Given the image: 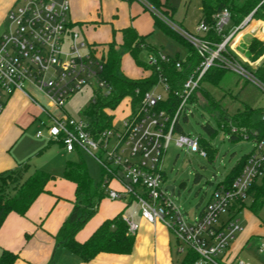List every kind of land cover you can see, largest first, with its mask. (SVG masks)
Instances as JSON below:
<instances>
[{
  "label": "built area",
  "instance_id": "obj_1",
  "mask_svg": "<svg viewBox=\"0 0 264 264\" xmlns=\"http://www.w3.org/2000/svg\"><path fill=\"white\" fill-rule=\"evenodd\" d=\"M140 1L147 3L164 22H169L170 19L147 0ZM69 11L68 0H19L10 9L9 27L0 32V111L16 91L25 92L48 115V121H41L47 137L60 142L67 152L91 153L104 168L107 195L112 199H129L130 203L140 205L145 219L152 223L163 222L176 237V252L184 254L185 258L197 256L189 264H200V261L252 264L241 257L229 259L226 255L233 240L243 230L238 208L243 207L252 186L264 176V137L256 140V147L247 157L242 171L231 183H218L208 203L193 219L175 204L164 187L163 167L164 152L174 137L177 146L207 156L200 138L177 131L176 126L211 67L235 70L260 85L249 70L227 55L229 48L243 61L253 64L241 56L243 52L236 42V38L252 24V14L233 26L229 34L223 35L231 23V11L225 7L215 13L213 29L225 36L221 42L206 36L212 26L202 19L197 29L204 32L202 37L166 22L194 45L201 58L181 88L174 90V96L179 99L176 109L169 112L165 106L169 96L173 95L165 66L175 63L178 69H182V62H174L173 56L160 50L149 51L147 69L156 70L157 84L144 92L136 89L139 97L136 103L133 104V96L126 97L128 110L118 120L114 118L109 128L99 130L93 128L90 116L88 120H77L69 115L63 118L54 115V111L65 110L68 99L86 86L94 91L91 104L97 103L100 96L109 97L113 92L112 84L104 76L102 55L92 48L79 30L73 28ZM252 30L255 31L256 27ZM32 86L45 94L48 107L35 98ZM159 86L165 94L158 89ZM261 119L264 120V113ZM230 131L246 137L250 134L248 128L233 123ZM36 136L44 137L45 132L38 130ZM112 180H118L122 189L110 187ZM123 218L128 230L135 234L138 223L131 216L123 215ZM259 249L264 253V239Z\"/></svg>",
  "mask_w": 264,
  "mask_h": 264
},
{
  "label": "crops",
  "instance_id": "obj_2",
  "mask_svg": "<svg viewBox=\"0 0 264 264\" xmlns=\"http://www.w3.org/2000/svg\"><path fill=\"white\" fill-rule=\"evenodd\" d=\"M18 1L0 0V25ZM68 1L70 23L74 29L81 32L90 45L108 46L109 43L115 42L118 48L123 42V30L132 28L136 34L143 36L150 46L157 49L148 39L152 25L156 24V14L147 3L140 0ZM161 1L172 8V17L185 23V19L178 14L177 8L170 3V0ZM254 21L258 24L256 26L258 30L259 23L264 20ZM255 31L251 29L242 34L238 42L240 49L241 46L247 47L250 43L252 38L246 40L247 35L257 36ZM117 33L121 35L119 41L115 38ZM240 54L244 59H248L245 53ZM149 73L150 71L144 67L140 75H125L141 78ZM31 90L44 98L46 104H40L48 107L49 100L45 94L34 86ZM35 108L43 111L41 106L32 101L25 92L18 90L11 96L4 110L0 111V174L17 169L25 163H29L31 172L36 168L46 169L47 163L44 162L41 153L55 144L38 148L27 145L23 140L27 122L30 120L34 122L31 110ZM58 143L62 146L60 142ZM65 167L66 164L62 167L58 178L52 173L55 178L49 181L46 191L36 198L25 214L12 211L7 215L0 227V256L2 251L7 249L18 254L14 264H67L63 258L65 251L69 249L58 242L56 236L73 210L76 201V183L64 177ZM110 187L122 189V184L118 180H112ZM253 198L252 193L249 200L252 202ZM249 205L246 201V206L239 209L237 215L243 224V230L233 240L226 258L232 259L237 256L243 258V251L254 240L255 251L259 254V264H264V253L259 249L264 239V219L258 215L260 209L255 212ZM244 210L245 217L242 219L241 214ZM119 214L131 216L138 223L133 250L130 253L100 252L88 263L83 262L77 255L79 259L71 264H182L176 259L178 253L174 234L163 222L152 223L145 219L140 205L135 202L130 203L129 199H112L106 194L100 201L96 213L76 233V239L81 242L86 241L105 220L113 219ZM245 260L254 264L250 259ZM200 264L211 263L200 261Z\"/></svg>",
  "mask_w": 264,
  "mask_h": 264
},
{
  "label": "trees",
  "instance_id": "obj_3",
  "mask_svg": "<svg viewBox=\"0 0 264 264\" xmlns=\"http://www.w3.org/2000/svg\"><path fill=\"white\" fill-rule=\"evenodd\" d=\"M147 1L164 16L168 18L172 17V8L168 7L167 3H162L161 0ZM202 6V20L212 26L206 36L217 42H221L225 37L223 35L229 34L233 26L239 25L250 14H252V19L264 20V0H202ZM225 7L229 8L231 11V23L226 27L224 34L219 35L213 29L215 24L213 16ZM156 21L165 31L181 38L188 45L190 50L189 56L186 59L174 57V62L176 60L182 62V69H178L175 63L165 66V74L169 78L173 94L169 96L168 103L165 106L169 112H173L179 102L178 97L174 96V90L181 88L187 75L194 66L199 63L201 58L194 45L164 22L157 14ZM91 46L96 51V44H91ZM121 47L126 49L136 60H138L139 52L143 49H147L148 51L157 50L150 46L143 36L136 34L132 28H125L123 30V42ZM244 50L246 57L254 64L243 61L234 51L231 49L229 50V48V53H227V55L249 70L259 81L260 85L264 87V57L261 58V56H264V42L260 41L258 38H254L253 42ZM102 57L105 61L104 76L112 84L113 92L109 97L100 96L97 103H90V106L85 111L93 121V128L99 130L109 128L112 125L113 119L116 116L115 112L119 108H122V114L128 110V98L126 99V97L133 96V104H135L139 98L136 95V89H140L141 92H144L152 88L158 82V74L155 69H152L149 75L141 78H133L124 74H119L118 71L121 68L122 60L115 42L109 43L106 49H103ZM138 63L143 64L144 67L147 68L146 63H141L139 61ZM228 70L229 68L223 66L211 67L205 74L202 85L198 90L202 88V95L207 102L204 105L208 107L211 112L216 114L219 125L225 128L226 133L231 139L238 140L241 138H250L256 141L258 138L264 137V120H255V116H262L264 108H256L247 104L245 110L230 115L226 112L221 102L216 100L212 93L203 87L204 83L219 85ZM198 90L194 93L191 101H198L196 99ZM231 123L239 127L248 128L250 130L249 136L246 137L240 133H232L230 131ZM205 127L210 133L216 131L210 124H206ZM176 130H181L180 124H177ZM200 145L207 151V144L202 142L201 138ZM208 154L209 151H207V155ZM248 156L249 154L239 162L226 180L223 181L224 183H231L242 171ZM24 165H27L28 169L30 168L29 163L22 164L20 167ZM20 167L0 174V227L10 212L16 211L20 214H25L36 198L42 192L46 191V186L49 181L55 178L52 173L36 168L30 173L26 180L16 188L14 194H9L5 192L6 187L10 183L16 181L13 174L17 172ZM64 177L76 183V201L72 212L63 223L56 236L58 242L78 255L85 263L90 262L100 252L130 253L134 247L135 234L128 230V224L124 220L122 214L117 215L113 219L105 220L86 241L81 242L76 239V233L96 213L100 201L107 194V189L104 184V177L100 182H95L90 176L84 161H68L66 163ZM252 193L254 194V198L249 206L257 212L264 204V176L252 186L250 194ZM243 206H246V203ZM17 258L18 254L4 249L0 256V264H14ZM196 259L197 256L190 255L184 258L182 264H189Z\"/></svg>",
  "mask_w": 264,
  "mask_h": 264
},
{
  "label": "rangeland",
  "instance_id": "obj_4",
  "mask_svg": "<svg viewBox=\"0 0 264 264\" xmlns=\"http://www.w3.org/2000/svg\"><path fill=\"white\" fill-rule=\"evenodd\" d=\"M170 3L177 8L178 14L185 19V23H182L176 17H171L169 18V22H166L173 27L186 30L194 36L202 37L204 32L197 30L203 14L202 1L190 0L185 2V0H170ZM152 18L154 22V17ZM254 20L252 19V24L250 23L251 25L242 34L258 26ZM9 23L10 19L7 17L0 25V32L6 30L9 27ZM259 24L260 27L255 31L257 36H246V40L252 38L249 44L253 42L254 38H258L264 42V21ZM242 34L236 38V42H239ZM115 38L119 41L121 35L117 33ZM148 39L158 50L165 54L181 59H186L189 56L190 50L188 45L181 38L165 31L158 25L157 21L156 24L152 25ZM106 47L104 44L96 45V52L102 55L103 49L105 50ZM245 47L244 45L241 46L243 53ZM118 51L122 60L121 68L118 71L119 74L137 76L143 73L144 65L138 63V61L141 63L147 62L149 55L147 49L139 52L138 60L121 46L118 47ZM203 87L212 93L216 100L221 102L226 112L230 115L245 110L247 104L256 108H264V88L249 77L235 70H228L219 85L204 83ZM158 89L165 94L162 86H159ZM31 92L40 103L46 104L44 98L32 90ZM202 92L203 90L201 88L196 94V99L200 102L196 100L190 101L186 105L185 110L181 114L179 124L181 127L180 132L191 135L193 138H201L202 142L207 144L209 154L203 156L198 152L189 151L186 147H179L175 143V137L171 140L164 152V187L171 184L176 186L174 194H171L169 191L171 199L190 219H193L208 203L217 184L226 180L239 162L255 149L257 143L254 139L250 138L231 139L226 133L225 128L219 125L216 114L204 105L207 102ZM93 95L94 91L90 86L84 87L68 99L65 110L61 109L56 111L54 115L57 118H63L69 115L77 120H88L89 117L85 111L90 106ZM31 113L34 122L30 120L25 126L26 131L23 140L26 144L32 147L38 146V148L55 144L41 153L44 162L47 163L45 166L46 169L43 170L53 173L58 178L62 167L68 161H84L90 176L95 182H100L103 179L104 168L91 153L87 151L81 153L78 151L67 152L57 141H50L47 138V131L41 123V121H48V115L38 108L31 110ZM115 115V119L118 120L122 116V108H119L115 112ZM259 119H261V115H256L255 120ZM206 124H210L216 131L210 133L205 127ZM38 130H43L45 136L37 137L36 133ZM30 173L31 171L27 165L20 167L13 174L16 181L10 183L6 187L5 192L14 194L16 188L26 180ZM119 176L123 177V173L119 172ZM183 182H186V185L183 188H178ZM247 201L250 204L251 201L249 198ZM258 215L264 219V204L261 206ZM241 217L244 219L245 210L242 212ZM176 244L175 237V247ZM255 246L256 244L252 240L246 250L243 251L242 257L244 259H250L254 264H259V254L255 251ZM184 258V254H176V259L179 262H182ZM78 259L79 257L70 250L65 251L63 258L65 263L71 264Z\"/></svg>",
  "mask_w": 264,
  "mask_h": 264
},
{
  "label": "water",
  "instance_id": "obj_5",
  "mask_svg": "<svg viewBox=\"0 0 264 264\" xmlns=\"http://www.w3.org/2000/svg\"><path fill=\"white\" fill-rule=\"evenodd\" d=\"M185 185H186V182H183V183H181V184L178 186V188H183ZM175 188H176V186H175V185H172V184L166 186V189H167L168 191H170L171 194H174V190H175Z\"/></svg>",
  "mask_w": 264,
  "mask_h": 264
}]
</instances>
